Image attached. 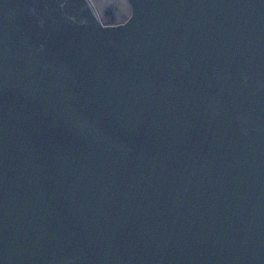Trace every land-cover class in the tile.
Segmentation results:
<instances>
[{"label": "water", "instance_id": "95a60500", "mask_svg": "<svg viewBox=\"0 0 264 264\" xmlns=\"http://www.w3.org/2000/svg\"><path fill=\"white\" fill-rule=\"evenodd\" d=\"M0 0V264H264V0Z\"/></svg>", "mask_w": 264, "mask_h": 264}, {"label": "rangeland", "instance_id": "374dc122", "mask_svg": "<svg viewBox=\"0 0 264 264\" xmlns=\"http://www.w3.org/2000/svg\"><path fill=\"white\" fill-rule=\"evenodd\" d=\"M92 3L94 4L100 19L103 23L107 24L104 18V12L105 8L107 6H110L113 8L114 12V20L118 23L119 20L123 17L126 16L127 13H129V6L126 2V0H91Z\"/></svg>", "mask_w": 264, "mask_h": 264}, {"label": "trees", "instance_id": "16d2710c", "mask_svg": "<svg viewBox=\"0 0 264 264\" xmlns=\"http://www.w3.org/2000/svg\"><path fill=\"white\" fill-rule=\"evenodd\" d=\"M111 10H113V8H111L110 6H107L106 8H105V12H104V18H105V21H106V23H108V24H111V23H117L115 20H114V10L113 11H111ZM127 15H128V13H127ZM127 15L126 16H123L120 20H119V22H122L123 20H125L126 19V17H127Z\"/></svg>", "mask_w": 264, "mask_h": 264}]
</instances>
